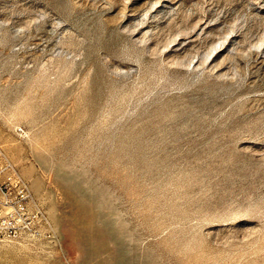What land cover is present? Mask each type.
<instances>
[{
  "label": "rangeland",
  "instance_id": "rangeland-1",
  "mask_svg": "<svg viewBox=\"0 0 264 264\" xmlns=\"http://www.w3.org/2000/svg\"><path fill=\"white\" fill-rule=\"evenodd\" d=\"M0 149V264H264V0H0Z\"/></svg>",
  "mask_w": 264,
  "mask_h": 264
},
{
  "label": "built area",
  "instance_id": "built-area-1",
  "mask_svg": "<svg viewBox=\"0 0 264 264\" xmlns=\"http://www.w3.org/2000/svg\"><path fill=\"white\" fill-rule=\"evenodd\" d=\"M50 234L48 221L34 201L27 182L14 165L4 159L0 149V239H35Z\"/></svg>",
  "mask_w": 264,
  "mask_h": 264
}]
</instances>
